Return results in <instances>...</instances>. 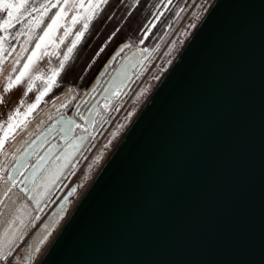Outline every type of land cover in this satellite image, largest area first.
Returning a JSON list of instances; mask_svg holds the SVG:
<instances>
[{"label":"water","instance_id":"1","mask_svg":"<svg viewBox=\"0 0 264 264\" xmlns=\"http://www.w3.org/2000/svg\"><path fill=\"white\" fill-rule=\"evenodd\" d=\"M145 49L127 44L117 53L130 50L83 118L91 132L112 89L131 86ZM75 125L60 126L68 152ZM56 149L34 166L62 163ZM73 189L32 238L56 213L39 250L58 232L36 264H264V0H216L68 214Z\"/></svg>","mask_w":264,"mask_h":264},{"label":"rangeland","instance_id":"2","mask_svg":"<svg viewBox=\"0 0 264 264\" xmlns=\"http://www.w3.org/2000/svg\"><path fill=\"white\" fill-rule=\"evenodd\" d=\"M215 2L216 0H187L182 7L183 11H179L176 20L166 29V33L163 37L164 42L157 45L152 51V54H149L148 59L138 71L135 81L124 94L120 95L116 100L106 103L110 106L109 110H105L106 112L103 115V119L96 133L93 135L91 144L83 159L75 165L71 182L78 186V191L70 200L68 214L71 213L82 196H84L89 186L98 176L109 157L113 154L116 146L127 133L132 123L149 101L150 97ZM53 3H55V0ZM60 7H63V4H61ZM124 8L126 12L127 9L126 7ZM41 10L42 12L36 18H34L33 15L30 16L29 19L31 21L29 20L26 32L19 37L13 46H8L7 39H4L5 35L8 37L11 28L7 33L0 31V49L4 50V63L2 65V71H0V97L3 98L2 102H0V121L5 120L8 114L17 107L20 108L21 113H24L27 111L28 105L37 104V97H41V94L44 92L46 80L51 76L52 70H59L60 62L63 60L64 55L67 54V48L70 47L75 40L76 33L82 30L83 19L75 25L72 24L73 16L78 14L82 16V11L78 13L69 5L68 8L65 9L66 16L60 21L61 26L57 28L55 33L50 34L49 38H45V43L42 44L41 48L38 50L39 59L35 61L32 71L24 78L22 83L14 85L9 92L5 93L4 88L7 83V78L10 75L14 77L18 75L19 72L23 70V65L26 64L32 56V53L37 51L36 45L41 43V37H43L48 25L51 24L55 14L59 12V7L50 8L47 11H45L44 8ZM121 10L122 8L119 11L120 17H125L126 13ZM141 15L142 13L140 12L134 14L126 22L127 24L122 29L120 35L124 36V32L127 34L133 33L136 22L140 20ZM4 18H6V13H0V20ZM116 24L117 23H115V25ZM115 25L113 23L107 25V27L103 28V34H110L111 32L108 28H113ZM66 29L70 30L67 37L64 35ZM103 34L101 36L99 35V37L94 36L91 38L88 44L89 46L87 45L82 51L75 66L70 70V73L75 77V83L80 82L79 78H81L83 70L90 62V60L88 61V57L91 56L95 48L99 47L102 41H104L103 39L105 37ZM61 41H63V43ZM95 68L96 67L93 68L91 76ZM91 76L87 77L86 80L89 81L90 78H92ZM29 85L32 86L31 92L28 91ZM53 86L50 91L53 89ZM50 91L41 97L37 107L32 111L31 115L27 117L28 120L32 122L41 101L46 100V96ZM141 91H143L142 95ZM21 102H23V106H21ZM20 118L22 119L23 117ZM113 133H116V135H113ZM85 177L87 178L85 179ZM67 189L68 186L63 188L56 196L54 195L55 199L53 198L45 209L37 215L39 216V220L33 221V228L26 234L24 237L25 239H22L24 240L23 243L21 245L20 243L17 244L10 257L3 264H27L22 256V245L32 242L35 231ZM64 221L65 218L61 220L60 226ZM57 232L58 229L53 232L49 242L42 248L44 251L56 236ZM41 255H37V258L29 264H36Z\"/></svg>","mask_w":264,"mask_h":264},{"label":"snow or ice","instance_id":"3","mask_svg":"<svg viewBox=\"0 0 264 264\" xmlns=\"http://www.w3.org/2000/svg\"><path fill=\"white\" fill-rule=\"evenodd\" d=\"M162 3L171 5L173 0H161ZM33 0H0V13H6V18L0 20V31L7 33L10 28L15 27L17 24L23 23L27 19V16L31 15L33 11H36L32 7ZM109 3V0H48L47 4L42 5L45 11L50 8L59 7V12L55 14L48 25L47 30L44 32L43 37H41V43L36 45L37 51L32 53L28 62L23 65V70L19 72L15 77L10 75L7 78V83L4 88V92H9L14 85H18L23 82L24 78L32 71L35 61L39 59L38 50L41 45L45 43V38H49L50 34L55 33L58 27L61 26L60 21L66 16L65 9L71 5L73 10L78 13L82 11L83 15H75L72 18V24H77L81 19L84 20L82 25V30L78 31L75 36V40L72 42L71 46L67 48V54L64 55L63 60H61L58 69H53L51 76L46 80V87L41 97L46 94L53 85L56 83V79L60 74V71L65 69L66 62L69 61L73 54L74 49L77 47V43L88 31L90 23L99 18V14L103 11L104 6ZM135 4H139L140 0H134ZM63 4V7L60 5ZM182 12L183 9L181 8ZM160 15H163L161 12ZM151 23V22H149ZM68 29L65 30L64 35L67 37L69 35ZM7 39V35L4 36ZM63 43V41H61ZM103 49H101L102 51ZM3 49H0V71H2V65L4 63ZM144 51H147L145 49ZM126 86L122 81L120 84L116 85L112 89V94L115 96L120 95L121 87ZM28 91H32V86L29 85ZM72 91V89H69ZM143 91H141V95ZM41 97H37V104ZM2 97H0V102H2ZM37 104L28 105L27 111L21 113L20 108L17 107L14 111L10 112L7 118L0 121V158L5 161L9 156L12 157L15 162V167L12 168V174L8 175L6 178L3 173L8 170L0 164V261H5L11 255L13 249L16 247L17 242L23 238L29 224L35 220H39V216H32L33 209L29 207L26 203L17 204V200H22L20 193H23L27 198L35 204V208L39 211H43V205L41 201L45 196H47L50 186L58 181L61 176L64 175V169L72 165L75 168V162L72 156L76 151L79 150L82 144L87 140L86 136H79L77 138L78 143L72 145V151L68 152L66 150H61L62 155L56 157V159L62 161V163L55 165L52 168L45 169L44 163L38 162L36 166L32 168L31 174L25 176L22 181H19L21 185L17 191L18 181L17 177L23 175V172L29 166L28 157L30 148L32 152L37 149V144L35 141L30 139H25V137H31L33 134L29 131V124L31 121L27 119L31 115L32 111L37 107ZM23 106V102H21ZM109 105L105 104V110H109ZM79 114V113H78ZM20 117H23L22 119ZM84 117L81 116V119ZM69 123H74V121H69ZM80 127L79 125H76ZM122 127V126H121ZM84 132H88V128L83 129ZM116 135V133H113ZM40 143H44V138H41ZM27 145V148H25ZM55 146H53L54 148ZM22 148L24 151L22 152ZM53 148L49 149L47 156L42 157L41 161L46 162L50 159L53 154ZM41 173H44L41 175ZM87 177H85L86 179ZM72 191H75L73 189ZM71 194V193H70ZM56 213L52 217H49L48 221L44 223L38 232L36 238L34 239L32 245H30L29 257L32 252L39 251L40 243L47 237L50 229L56 223Z\"/></svg>","mask_w":264,"mask_h":264},{"label":"trees","instance_id":"4","mask_svg":"<svg viewBox=\"0 0 264 264\" xmlns=\"http://www.w3.org/2000/svg\"><path fill=\"white\" fill-rule=\"evenodd\" d=\"M187 0H173L171 5L162 3L161 0H140L137 5L134 0H109V3L104 6L103 11L99 14V18L90 23L88 31L83 36L81 42L74 49L69 61L66 62L65 69L59 74L53 89L47 94L46 98L56 96L62 92L72 89L77 94H82L88 89L95 79L98 77L104 66L107 64L111 56L119 49V47L130 44L132 47L147 48L149 54H152L154 48L161 42H164V34L166 29L176 20L180 9L184 6ZM48 0H33L32 7L36 9L31 15L34 18L42 12V5L47 4ZM54 2V0H52ZM126 7L127 11H124ZM126 13L125 17H120V9ZM142 13L140 20H137L133 33H125L121 36L122 29L127 24L126 22L134 15ZM163 15H160V13ZM23 23L12 27L7 37V45L13 46L20 36L26 32L29 24L30 16ZM118 16V17H117ZM31 21V20H30ZM151 22V23H149ZM31 23V22H30ZM117 23L113 28L109 27L110 34H103V28L107 25ZM108 32V31H107ZM105 32V33H107ZM104 35V41L95 48V51L88 57L87 67L83 70V75L79 78L80 82L75 83V77L70 73V70L75 66L82 51L90 43L94 36ZM89 46V45H88ZM93 48V47H92ZM101 49H103L101 51ZM102 59V60H101ZM95 71L91 76L93 68ZM91 76L89 81L87 77ZM87 82V83H86ZM106 112V111H105ZM104 112V114H105Z\"/></svg>","mask_w":264,"mask_h":264},{"label":"flooded vegetation","instance_id":"5","mask_svg":"<svg viewBox=\"0 0 264 264\" xmlns=\"http://www.w3.org/2000/svg\"><path fill=\"white\" fill-rule=\"evenodd\" d=\"M124 46H121V47H119V49H117V51L111 56V58L109 59L107 64L104 66V68L102 69V71L100 72L98 77L95 79V81L92 83V85L88 89H86L82 94H77L73 90L72 91L68 90V91L62 92L56 96L48 97V98H46V100L41 101L38 111L36 112V114H34V117H33L31 124H29V131L32 132L33 135L30 138L26 136L25 139H30L32 141H36L38 138H40V136L43 135V133L46 135H49L52 132H54V130H55V132L48 138V140L43 145H39L38 143H36L37 149L35 152H32V150L30 148L28 149V151L30 152V155L28 157L29 166L23 172V175H20L17 177V181H18L17 189H14L13 191L18 190V188L21 186L19 184V181L23 180V178L28 174L29 170L35 165V163L44 155V153L49 148H51L52 146H55V149L57 148L56 149L57 154L55 157H57L62 152L61 150H63L66 146L60 148V146L62 144V134L60 133V126L63 123L65 124L70 120H74L76 122V125L80 126V127H77L75 125V127H74L75 137H79L81 135L89 134V140H88L87 144L85 145L83 150L80 152V154L78 155V157L74 161L75 165L78 164L81 161V159H83L86 151L88 150V148L91 144L92 137L96 133L98 126L100 125V123L103 119V115L105 112L104 105L107 103V101H103L99 105V108L101 111L98 115V119L96 121L93 132L90 131L87 124L83 121V119H81V116H83L84 118L87 116L91 107L93 106L95 101L98 99V97L100 96V94L102 93L104 88L109 83L111 77L113 76V74L117 70L118 64L120 62H123L126 59L125 57L130 53V50H126L122 55H120L116 59L117 53ZM135 48H138V47H135ZM148 57H149V50L147 51L145 60L142 62L140 68L146 62ZM140 68L135 72V76H134L132 83L135 81L136 76H137ZM100 80H101V84L99 85L97 90L94 92V94L89 97L90 92L92 91L93 87ZM124 93H120V95H122ZM119 96H116L113 100H116ZM112 101H109V102H112ZM67 119H70V120H67ZM84 128H88L89 131L84 132L83 131ZM25 148H27V145H25ZM21 151L23 152L24 149L22 148ZM0 164H2L3 167L8 170L7 172L3 173L5 178L12 173V168L15 167V162L13 161L11 156H9L6 161L3 158H0ZM73 173H74V169L71 165V167L68 169V171L62 177L59 184L55 187V189L53 190V192L51 193V195L49 196L47 201L44 203L43 209H45L47 204L52 201V199L54 198V195L56 196L63 188H66L68 186V189L66 190V192H67V191H69V189H71L73 186L76 185L75 183L71 182ZM43 174L44 173H41V175H43ZM77 191H78V189L75 190V193ZM66 192H64V194ZM20 196L22 197V200H17V204H20L22 202L26 203L25 201L28 200L27 196H25L23 193H21ZM40 212L41 211L38 210L36 212L35 216H37ZM32 223L28 226L23 238L30 231V229L33 228ZM22 239H20L17 242V244L20 243V245H21L24 241ZM17 244H16V246H17ZM30 245H32V242L22 245V256H23V258L27 264L31 263L34 259L37 258V257L35 258V252H32L31 256L29 257L28 249H29ZM43 251H44V249H40L38 255L40 256ZM5 261H0V264H3Z\"/></svg>","mask_w":264,"mask_h":264}]
</instances>
